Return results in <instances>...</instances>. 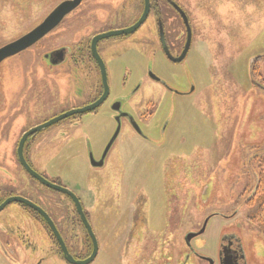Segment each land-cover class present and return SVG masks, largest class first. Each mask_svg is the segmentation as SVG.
<instances>
[{
  "label": "rangeland",
  "instance_id": "rangeland-1",
  "mask_svg": "<svg viewBox=\"0 0 264 264\" xmlns=\"http://www.w3.org/2000/svg\"><path fill=\"white\" fill-rule=\"evenodd\" d=\"M58 1L21 3L16 20L3 16L0 4V47L40 23ZM179 1L190 4L195 30L184 61L171 64L152 48L141 55L134 46L109 68L111 97L124 99L123 108L139 120L148 141L123 121L104 166L92 168L88 147L98 154L116 129L106 104L97 114L65 118L32 140L37 173L71 190L87 213L98 242L89 264H221L226 248L238 264H264V228L250 219L259 201L247 205L264 164V0ZM41 44L64 45V19ZM42 51L33 47L0 64V190L27 196L46 210L79 256L74 258L84 259L92 245L71 201L18 169L14 155L25 129L80 107L93 93L81 81L61 80L64 65L48 74L39 60ZM256 57L259 75L252 76ZM0 218L30 240L36 254L31 264H70L42 222L17 203L6 205ZM201 229L188 245L185 236ZM137 232L144 235L145 251L129 260ZM20 248L26 253L22 242ZM163 253L180 257H160ZM0 264H8L6 257Z\"/></svg>",
  "mask_w": 264,
  "mask_h": 264
},
{
  "label": "flooded vegetation",
  "instance_id": "flooded-vegetation-1",
  "mask_svg": "<svg viewBox=\"0 0 264 264\" xmlns=\"http://www.w3.org/2000/svg\"><path fill=\"white\" fill-rule=\"evenodd\" d=\"M0 1H1L0 4H3V8H4L3 9L4 11L2 10L3 16L7 15L9 16V19L16 20L18 13L19 15H21L20 14L21 10L19 11V7L21 3L24 2L26 3L29 2L30 0H0ZM62 1L65 2L69 0L58 1L52 7V9L41 19V21ZM148 2L149 3H148V10L146 13V17L135 30L129 33H122L118 35H111L108 37L100 38L94 43L93 39L95 37L109 34L114 31L127 29L131 27L134 23H136L143 14L145 8V0H80L79 4L70 12L65 14L63 17L64 19L63 46L51 47L45 49L41 44L42 39L46 35L51 33V31H53L56 27H59V25L62 23L63 20L62 19L57 26H55L52 30H50L39 40H37L33 45L10 57L5 58L3 61L0 62L1 64L13 57L20 56L21 53L28 51L33 47L37 48L38 50L43 49L44 51L41 52V56L39 60H41L44 63L43 66L48 74L49 72L52 73V71L57 66L64 65V72L60 73L61 80L65 78L66 80L72 81L73 83L77 81H81L88 86H93V93L91 95V98L87 99V101L83 103L80 107L89 104L91 102H94L99 97H101L104 94V87H105L104 81L106 82L108 89L105 94V99L96 109L90 111V113L97 114L100 111V108L104 104H106L111 111L112 118L114 119L116 124L115 128L118 129V132L105 154H104L105 148L109 143L110 139L112 138V136L114 135L116 129L113 135L111 136V138L109 139V141H107L108 143H106L103 150H101V152H99L98 154H94L90 149V147H88L87 150L88 163L92 168L95 169L102 168L104 166L108 151L111 145L113 144V142L115 141L121 129V125L123 121H125L126 124L140 137H142L147 141L149 140L148 137L144 134L142 130V125L140 124L139 120L133 115L132 112L125 110L123 108L124 99L111 97V88H110L111 65L113 66L116 60H121V59L125 60L126 59L125 57L127 56L126 54L127 50L132 49V47L134 46L140 50L141 55L146 54L148 49L152 48L151 51L153 54L155 53L160 54L169 63L178 64L184 61L194 40L195 30L193 29L192 24L190 22L191 21V14L189 12L190 4H188V6L182 5L179 0H148ZM10 3H15V4L11 5ZM4 6H7L9 8H6ZM181 12H183V15ZM38 24L39 22L33 25V27L29 28L28 30L30 31V29H33ZM146 24L147 26L145 28V32H141V36L139 35L135 36V33H137L138 30L142 29V27L145 26ZM28 30L24 31L23 34L27 33ZM188 37H189V46L184 57L181 60H176L181 56V53L184 50ZM167 54H169L171 58ZM258 58L259 57L253 59L250 64H253L255 60H257L258 62L259 61ZM148 62L149 60L147 61V64ZM145 75L148 76V70L145 72ZM149 77L152 80L161 83L162 85H165L164 79L160 75L155 73L154 76L152 75V73H150ZM125 80L126 77L124 76V74H122V84H125ZM138 88L139 87H137L136 90ZM188 91H181V92L177 91L176 95L181 96L184 94H188L189 93ZM85 95L86 94L82 95V97H85ZM141 120L142 119H140V121ZM30 128L31 127L25 129L23 133ZM20 137L15 143L14 155L17 161L16 163H18L19 166L18 169L21 168V170H23V172L28 175V173L22 168L17 158L16 150L18 147ZM34 137L35 135L34 136L30 135L27 137V139L23 144L22 154L28 165L34 171H36L34 169L33 161L30 158V153H31L30 150L33 144L32 140L34 139ZM86 142L88 144V141ZM91 160H93V162H100L102 160V163L100 166H92ZM51 182L59 184L58 182L55 181H51ZM32 188L34 187L32 186ZM5 192L6 191L4 190H0V204L7 197L14 195V193L12 192L11 193L10 192L5 193ZM26 197L27 196H25V198ZM66 198L69 201H71L68 196H66ZM15 203H17L21 208L27 210L28 213L30 215H33L37 220L42 222L47 234L52 239L56 247L57 253H59L63 258V253L60 249V246L58 245L56 239L54 238L52 232L48 228L45 221L32 209L28 208L27 206L21 203L18 202ZM66 209L68 210V208ZM77 221H78L77 224L82 226L83 230L85 231V228L83 224L80 222L79 218ZM200 233L201 232H199L197 235H199ZM20 234L21 233L17 230V227H15V225L12 224L9 219L0 218V257H6V261L8 264H26V262H28V264H31V262L33 261L32 257H36V254L32 252L33 247L30 240L23 239L26 236L25 235L21 236ZM20 236L22 238V241L20 240ZM21 242L23 243V251H26V253L20 252ZM85 242L88 245V242L87 241ZM64 243L66 244L65 240ZM90 246L88 245L89 248ZM144 246H146L144 245V235L142 234L140 238L139 233L137 232L135 234L134 243H131L128 246L127 257L130 258L129 260H131L132 258L134 260H137L138 258L140 259L142 257L141 252L143 251L144 253L145 251ZM67 249L71 253V250L69 249L68 246ZM20 257H28V259L26 260L22 259L21 261H19ZM74 257H79V256H74ZM160 257H180V255L172 256L171 254L163 253ZM219 260L221 264H238L236 254L233 251H231L229 248H226L225 251H222L220 253Z\"/></svg>",
  "mask_w": 264,
  "mask_h": 264
},
{
  "label": "water",
  "instance_id": "water-1",
  "mask_svg": "<svg viewBox=\"0 0 264 264\" xmlns=\"http://www.w3.org/2000/svg\"><path fill=\"white\" fill-rule=\"evenodd\" d=\"M79 2H80V0H69V1H65V2L62 1L36 27L31 29L29 32L25 33L24 35L20 36L19 38L1 46L0 47V62L3 61L5 58L10 57V56L22 51V50H25L26 48L30 47L31 45H33L37 40H39L41 37H43L45 34H47L50 30H52L55 26H57L58 23L63 19L64 15L67 14L68 12H70L72 9H74L79 4ZM148 3H149L148 0H145V8H144V11H143L141 18L136 23H134L131 27L124 29V30L114 31V32H111L109 34L101 35L99 37H95L93 39V42L95 43L100 38L108 37L111 35H118V34H122V33H129L131 31L135 30L143 22V20L146 17V13L148 10ZM181 13L183 15V12H181ZM188 46H189V37L187 38V41H186L184 50L181 53V56L176 60H181L184 57V55L188 49ZM167 55L169 56V54H167ZM104 84H105L104 94L101 97H99L96 101L91 102L89 104H86L82 107H77V108H73V109H69L67 111H64V112L60 113L59 115L51 118L50 120L43 122L39 125L33 126L30 129H28L26 132H24L19 139L18 147L16 150L17 158H18L22 168L28 173L29 176H31L33 179H35L37 182H39L43 186H45L49 189H52L54 191L60 192V193L69 197V199L71 200V202L74 206L75 212H76L80 222L83 224L85 231H86V233H87V235L91 241L92 248H91L89 255L87 257H85L84 259L74 258V256L68 251L67 246L64 243V240H63L62 236L60 235V233H59L56 225L54 224L52 218L48 215V213L43 208H41L40 206H38L37 204H35L31 200H29L25 197H22V196H14L13 195V196L7 197L0 204V210H2L7 204H10L12 202H18V203H21V204L27 206L28 208L32 209L33 211H35L47 224L48 228L50 229L54 238L56 239L58 245L60 246V249L63 253V258L65 259L66 262H68L70 264H89L90 262H92L94 260V258L97 255V252H98V242H97L96 236L94 235L91 224H90V222H89V220L85 214V211L83 209V206H82L79 198L68 188L63 187L57 183L51 182L48 179H46L45 177H43L42 175H40L39 173H37L36 171H34L28 165L25 158L23 157L22 148H23V144H24V142L28 136H30V135L34 136L38 132L42 131L43 129H45V128H47V127H49L55 123H58L59 121L65 119V118L72 117L75 115H81L83 113H87V112H90V111L96 109L105 99V94L107 92L108 86H107L105 81H104ZM117 132H118V129H116L114 135L112 136L109 143L107 144L105 151H104V154L106 153L110 144L114 140ZM101 163H102V160L100 162H93V160H91L92 166H100ZM202 231H203V229L200 230L199 232H202ZM198 233H188L185 236V242L188 245H190V243H189L190 240L195 235H197Z\"/></svg>",
  "mask_w": 264,
  "mask_h": 264
},
{
  "label": "trees",
  "instance_id": "trees-1",
  "mask_svg": "<svg viewBox=\"0 0 264 264\" xmlns=\"http://www.w3.org/2000/svg\"><path fill=\"white\" fill-rule=\"evenodd\" d=\"M257 60L251 64V73L252 76L255 74L256 76L259 75V72L256 68L257 65ZM259 173L257 175L256 183H255V192L253 196L248 199L247 205L255 201L254 199L256 198L257 201H259V207H258V213L256 217H250L251 220L253 221H259L261 225L264 228V164L259 167ZM87 215V214H86ZM257 219V220H256Z\"/></svg>",
  "mask_w": 264,
  "mask_h": 264
}]
</instances>
